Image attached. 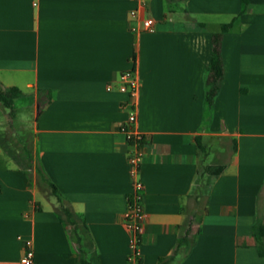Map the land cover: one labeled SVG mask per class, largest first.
<instances>
[{
  "label": "crops",
  "instance_id": "obj_1",
  "mask_svg": "<svg viewBox=\"0 0 264 264\" xmlns=\"http://www.w3.org/2000/svg\"><path fill=\"white\" fill-rule=\"evenodd\" d=\"M230 23L209 107L212 36ZM133 69L146 136L141 264L172 256L194 214L202 220L190 254L167 264H264L254 236L259 210L264 219V0H0V90L22 92L11 109L0 103V264H22L25 240L36 264L80 263L49 183L87 227L86 258L133 264L124 215L135 180L119 91ZM30 138L32 168L17 155Z\"/></svg>",
  "mask_w": 264,
  "mask_h": 264
},
{
  "label": "trees",
  "instance_id": "obj_2",
  "mask_svg": "<svg viewBox=\"0 0 264 264\" xmlns=\"http://www.w3.org/2000/svg\"><path fill=\"white\" fill-rule=\"evenodd\" d=\"M253 0H242L245 8H247ZM233 23L225 24L222 26V29L219 33L213 34L212 42H213V52H212V60H211V68L210 73L206 79V104L209 107H212L215 104L216 98L221 90V86L223 80L225 78V66L222 56V41L223 36L232 28ZM22 96V92L17 88H12L9 91L8 95H4V93L0 90V103H2L6 108L11 109L14 100L20 98ZM198 145L201 150H203V146L201 145L198 139ZM33 158L29 159L31 168L33 167ZM226 166H219L215 168H210L208 173L212 176H219L225 169ZM38 174L40 176V184H44L48 181L46 175L44 174L41 168L38 169ZM49 187L51 190V194L57 197L59 203L62 205V212L65 217L69 220V224L73 226L72 236L74 242L81 249V258L79 264H98L97 261L90 260L86 258L84 255L86 254V248L91 247V237L87 231V227L80 226L77 222V218L74 216L69 204L65 201L63 196L59 193L58 189L51 183H49ZM260 215L258 217V221L254 226V236L256 241L260 246H264V219L261 214V210H259ZM202 218L194 214L192 218H187L186 227L187 230L184 235L180 237V241L173 255L169 258H163L160 260V264H167L169 262L175 261L178 257H185L190 254L194 244L196 235L200 233V230L197 229V225L201 223ZM141 264V263H140Z\"/></svg>",
  "mask_w": 264,
  "mask_h": 264
},
{
  "label": "built area",
  "instance_id": "obj_3",
  "mask_svg": "<svg viewBox=\"0 0 264 264\" xmlns=\"http://www.w3.org/2000/svg\"><path fill=\"white\" fill-rule=\"evenodd\" d=\"M136 12H132L135 16ZM146 31L153 32L155 21H144ZM119 91L127 95L125 108L128 109V121L121 127L129 145V164L131 175L134 178V191L128 197L127 209L124 215V225L131 233L129 261L133 264L141 263V244L145 233L146 214L144 211L145 185L140 179L141 166L145 158L146 136L137 129L138 105L141 94V80L138 72L133 69L123 73L120 77ZM112 88L110 87L109 90ZM35 248L32 240L24 241L22 264H36Z\"/></svg>",
  "mask_w": 264,
  "mask_h": 264
},
{
  "label": "rangeland",
  "instance_id": "obj_4",
  "mask_svg": "<svg viewBox=\"0 0 264 264\" xmlns=\"http://www.w3.org/2000/svg\"><path fill=\"white\" fill-rule=\"evenodd\" d=\"M20 104H22V103H20ZM23 105V104H22ZM23 106H25V105H23ZM5 110H7V109H5L1 104H0V121H1V119L4 117V111ZM14 126H16L17 128H18V126H20V124H19V121H17V122H15V124H14ZM29 127H32V123L30 122V123H28V129H27V132L28 133H30V132H32V130L31 129H29ZM22 142H23V145H22V148H23V150H24V153H21V154H17L18 155V158L20 157H24V159L26 160V159H28V157L31 159V158H33L34 159V155H35V152H34V144H33V139H23L22 140ZM26 162H27V160H26ZM39 172L37 171V176H38V178L40 179V176H39V174H38ZM41 185H44V186H46L45 185V183L44 184H41ZM49 190V189H48ZM49 193H51V191H49ZM65 219H66V221H68L69 222V220L67 219V217H65ZM79 225H80V222L78 221L77 222ZM72 226V225H71ZM81 226V225H80ZM72 228H73V226H72Z\"/></svg>",
  "mask_w": 264,
  "mask_h": 264
}]
</instances>
